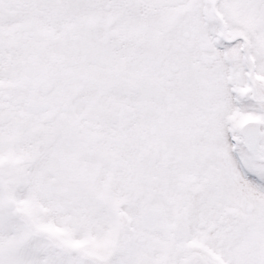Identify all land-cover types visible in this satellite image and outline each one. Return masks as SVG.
<instances>
[{"label":"snow or ice","instance_id":"6c2138e0","mask_svg":"<svg viewBox=\"0 0 264 264\" xmlns=\"http://www.w3.org/2000/svg\"><path fill=\"white\" fill-rule=\"evenodd\" d=\"M0 264H264V0H0Z\"/></svg>","mask_w":264,"mask_h":264}]
</instances>
